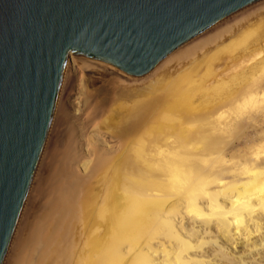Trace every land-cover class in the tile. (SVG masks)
Returning <instances> with one entry per match:
<instances>
[{
	"label": "bare ground",
	"instance_id": "obj_1",
	"mask_svg": "<svg viewBox=\"0 0 264 264\" xmlns=\"http://www.w3.org/2000/svg\"><path fill=\"white\" fill-rule=\"evenodd\" d=\"M2 264H264V0L140 78L68 56Z\"/></svg>",
	"mask_w": 264,
	"mask_h": 264
},
{
	"label": "water",
	"instance_id": "obj_2",
	"mask_svg": "<svg viewBox=\"0 0 264 264\" xmlns=\"http://www.w3.org/2000/svg\"><path fill=\"white\" fill-rule=\"evenodd\" d=\"M255 1L0 0V264L50 128L68 56L140 78L170 51Z\"/></svg>",
	"mask_w": 264,
	"mask_h": 264
},
{
	"label": "snow or ice",
	"instance_id": "obj_3",
	"mask_svg": "<svg viewBox=\"0 0 264 264\" xmlns=\"http://www.w3.org/2000/svg\"><path fill=\"white\" fill-rule=\"evenodd\" d=\"M23 26V25H22Z\"/></svg>",
	"mask_w": 264,
	"mask_h": 264
}]
</instances>
